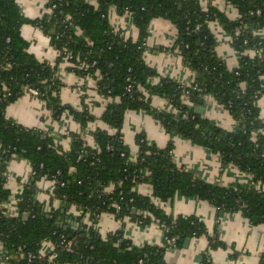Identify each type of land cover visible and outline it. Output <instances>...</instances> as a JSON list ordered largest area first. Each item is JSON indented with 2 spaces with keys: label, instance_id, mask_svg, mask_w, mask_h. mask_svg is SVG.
<instances>
[{
  "label": "trees",
  "instance_id": "16d2710c",
  "mask_svg": "<svg viewBox=\"0 0 264 264\" xmlns=\"http://www.w3.org/2000/svg\"><path fill=\"white\" fill-rule=\"evenodd\" d=\"M225 1L238 10L240 19L231 20L216 7L205 10L199 0H97L96 6L88 0H47L48 12L30 19L17 0H0V202H8L11 197L7 189L8 162L19 157L32 166L31 179L17 196L18 216L6 217L0 209V241L6 249L0 262L168 264L165 253L169 248H183L188 239L203 236L208 238L210 250L229 249L218 233L210 236L197 217L169 215L153 201L167 203L178 194L207 201L222 214L241 212L252 225L264 224L263 191L244 185L223 187L181 171L174 163L173 140L159 148L138 135L133 161L122 133L128 112H144L158 120L169 135L209 148L221 156L223 165H235L253 176L255 184H264V119L258 105L264 96V38L258 35L264 29V15L255 14L264 8V0ZM113 9L121 16L132 15L139 30L137 40L127 38L113 26ZM160 18L176 27L172 51L194 72L190 86L160 77L145 63L149 27ZM213 23L232 37V46L240 54L237 67L229 68L218 56ZM25 25L39 29L60 52L54 66L29 52L30 43L22 34ZM251 51L261 55L252 60ZM63 61L81 78H92L101 97L113 99L100 120L116 133L97 130L93 146L81 134L71 133V147L64 150L49 133L25 127L6 114L28 89H35L55 120L68 112L83 132L96 121L86 107L78 111L62 103L64 84L58 77V67ZM129 86H133L131 91ZM206 96L214 97L229 111L237 124L235 131H227L196 113L199 100ZM155 97L168 99L175 112L153 107ZM253 133H257L256 138ZM42 180L52 182L50 193L65 210L76 208L82 212L80 222L88 220L92 224L84 222V231L77 234L61 228L60 211L46 213L37 201ZM140 183L152 187V197L135 190ZM109 187H113L111 192L107 191ZM102 214H112L121 222L128 218L143 227L158 224L166 240L163 246L134 247L124 236V225L103 239L94 230ZM63 237L73 241V252L63 247ZM172 239L175 242L169 243ZM45 242L54 244L56 260L50 263L46 256L29 262V253L39 255ZM201 264L214 262L206 254ZM260 264H264V256Z\"/></svg>",
  "mask_w": 264,
  "mask_h": 264
},
{
  "label": "crops",
  "instance_id": "0c3cea01",
  "mask_svg": "<svg viewBox=\"0 0 264 264\" xmlns=\"http://www.w3.org/2000/svg\"><path fill=\"white\" fill-rule=\"evenodd\" d=\"M199 1L205 10L216 7L231 20L239 18L238 10L225 0ZM88 2L94 6L97 5V0H88ZM17 4L24 16L30 19L40 18L48 12L47 0H17ZM110 21L127 38L133 40L139 38V30L134 25L130 13L121 16L113 9ZM211 29L219 41L218 56L225 61L229 68L237 67L240 54L232 46V37L217 23L211 24ZM22 34L30 43L29 52L31 54L41 62H47L52 66L56 64L60 52L51 46L47 36L39 29L29 25L22 28ZM176 36V27L170 21L162 18L154 19L149 27L144 60L149 67L157 71L160 77L190 86L194 82V72L183 63L182 57L177 52L172 51ZM259 36L264 38V29L259 32ZM58 68V77L64 84L61 90L62 103L78 111H82L86 107L96 117V121L91 122L83 132L81 125L68 112H65L59 120H55L47 104L30 94H24L10 105L7 108V116L25 127L49 133L64 150H69L71 147V133L81 134L90 146L95 144L94 133L97 130H105L110 134L116 133L115 129L100 120L106 105L113 99L105 100L101 97L95 88V81L92 78H81L71 72L68 69V62L63 61ZM158 80L159 78L155 82ZM202 100L200 115L227 131L236 130L237 124L229 111L220 105L214 97L206 96ZM258 105L261 118L264 119V96L259 99ZM152 106L165 112H175L174 106L166 98H152ZM122 133L125 143L131 150L133 161L138 152L136 144L138 135H144L150 144L159 148H165L169 141L173 140L174 163L181 171L189 172L200 180L223 187L244 185L263 191L261 190L262 183L255 184L254 178L250 174L241 172L235 165H223L221 156L207 147L196 145L181 136L169 135L158 120L144 112H128L125 116ZM6 174L8 176L7 189L11 192L9 207L13 208V203L10 204V202L17 199L24 185L31 179L32 166L29 161L23 158L13 157L7 164ZM38 187L37 201L43 206L46 213L60 211L58 223L60 220L67 223L77 221L83 231L85 225L92 224L86 222L84 225L85 221L80 222L79 220L80 211L74 207L65 210L63 203L53 198L50 193L53 188L52 182L42 180ZM112 190L113 187H109L107 191L111 192ZM135 190L143 196H153V189L147 183L138 184ZM153 201L169 215L197 217L205 225L210 236L218 233L221 240L229 246V249L226 250H210L207 237L188 239L183 248H169L166 251L165 260L168 264H201L203 256L206 254H209L214 264H260L261 258L264 256V224L252 225L241 212L222 214L207 201L187 198L180 194L175 195L167 203L157 199H153ZM123 225L124 236L132 242L134 247L163 246L164 244L165 232L158 224L154 223L143 227L128 218L121 222L112 214H102L94 226V230L103 239H106L109 234L120 231ZM69 231L74 232L71 229ZM231 248H234L235 251ZM42 251L46 255L49 254L52 251V245L45 243ZM234 252L238 253L237 257L234 256ZM5 254L6 249L0 241V258ZM0 264L7 263L0 262Z\"/></svg>",
  "mask_w": 264,
  "mask_h": 264
},
{
  "label": "built area",
  "instance_id": "2783aa9c",
  "mask_svg": "<svg viewBox=\"0 0 264 264\" xmlns=\"http://www.w3.org/2000/svg\"><path fill=\"white\" fill-rule=\"evenodd\" d=\"M49 11L51 12V10H49ZM255 14L257 16H263L264 15V8L258 9L255 12ZM238 19H240V16H239ZM239 32H240V28L237 29V33H239ZM258 35H259V33H258ZM231 41H232V38H231ZM260 55H261L260 52L251 51L252 60H256L257 56H260ZM68 57H69V59H72V56H68ZM86 70H87V67H86ZM132 88H133V86H129L128 87V91H131ZM26 94H30V95H32L33 97H36V98L39 95L38 91L35 90V89H28ZM262 132L264 133V131H262ZM253 134H254V137L256 138L257 133H253ZM7 178H8V176H7ZM261 190H263V192H264V184L263 183L261 185ZM11 203H13V208L9 207V201L8 202H0V209L3 212V215L6 216V217H14V216H18V214H19L18 213V207H17L18 206L17 205L18 204V200L14 199V200H12V202H10V204ZM81 215H82V212H81ZM86 222L90 224V222L88 220H85V223ZM165 240H166V238H165ZM168 242L169 243L175 242V239L169 240ZM45 243H50L52 245V251L49 254H47V255L44 254L42 250L40 251L39 255H34L32 253H29V255H28V261L29 262H32L35 259H43L46 256H48V261L50 263H52V262H54L56 260L57 253L55 252L54 244L51 243V242H45ZM44 244H43V246H44ZM62 245L68 252H73V241L72 240H67L65 237H63ZM42 249H43V247H42Z\"/></svg>",
  "mask_w": 264,
  "mask_h": 264
},
{
  "label": "water",
  "instance_id": "95a60500",
  "mask_svg": "<svg viewBox=\"0 0 264 264\" xmlns=\"http://www.w3.org/2000/svg\"><path fill=\"white\" fill-rule=\"evenodd\" d=\"M202 103H203V100L202 99L199 100V105L196 108V113H198V114H201V111H202ZM135 212L136 211L134 210L133 213H135ZM58 225L61 228H63L64 230H66V231L69 230V229L73 230L75 232V234H77V232H83V230L80 228V224H78L77 221H75L74 223H72V222L67 223V222H62L60 220V222L58 223Z\"/></svg>",
  "mask_w": 264,
  "mask_h": 264
}]
</instances>
